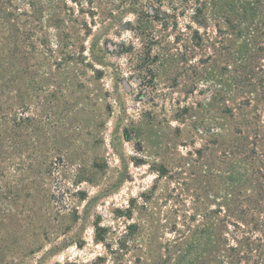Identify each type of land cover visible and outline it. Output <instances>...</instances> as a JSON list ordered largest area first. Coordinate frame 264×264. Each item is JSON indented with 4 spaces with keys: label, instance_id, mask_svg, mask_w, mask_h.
<instances>
[{
    "label": "rangeland",
    "instance_id": "1",
    "mask_svg": "<svg viewBox=\"0 0 264 264\" xmlns=\"http://www.w3.org/2000/svg\"><path fill=\"white\" fill-rule=\"evenodd\" d=\"M176 4L16 2L44 52L10 85V118L31 121L0 145V264H215L217 220L264 176V96L246 87L264 54L230 1L201 24Z\"/></svg>",
    "mask_w": 264,
    "mask_h": 264
},
{
    "label": "trees",
    "instance_id": "2",
    "mask_svg": "<svg viewBox=\"0 0 264 264\" xmlns=\"http://www.w3.org/2000/svg\"><path fill=\"white\" fill-rule=\"evenodd\" d=\"M19 0H0V145L5 146L6 139L5 125L9 120H13L18 126H22L23 121H31L25 118L21 112L13 113L10 118V106L8 105L10 85L17 80L23 79V74L29 68H38L40 63L33 61L42 55L43 50L39 51L36 45L38 38L35 34L40 30L37 20L32 16L21 11L16 5ZM177 2L175 9H180L190 17V21L201 24L212 16V8L217 1H230L232 10L239 18H250L248 31L252 35L254 52L264 54V41L256 43L257 34L264 35V0H174ZM32 14L37 12L31 9ZM176 17V15L174 16ZM197 32V31H196ZM198 33H196L197 35ZM45 42H43V45ZM253 56V55H252ZM252 56H247L250 60L251 68L246 75V87L258 85L260 95L264 96V76L259 75L261 59L254 62ZM254 62V63H253ZM31 63V64H30ZM258 71L255 72V69ZM264 71L262 70V73ZM236 87L242 89V81H237ZM17 90V110H22V94ZM250 93V91H249ZM258 95L259 97H262ZM23 111V110H22ZM257 112L246 119L243 117L242 124L239 123L240 131H249L256 136ZM241 120V121H242ZM241 124V125H240ZM256 139V138H255ZM2 151L0 150V155ZM264 179L261 173L254 177L251 184V195L246 200L247 208L242 211L232 210L223 218L217 220L212 231L209 246L215 256V264H264V184L259 179ZM209 238V237H208ZM209 254H204L200 258L201 264H206Z\"/></svg>",
    "mask_w": 264,
    "mask_h": 264
}]
</instances>
